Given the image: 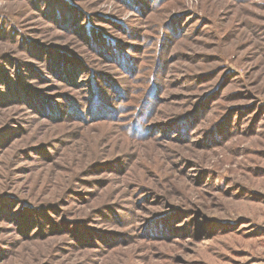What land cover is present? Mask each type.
<instances>
[{
	"label": "rangeland",
	"instance_id": "obj_1",
	"mask_svg": "<svg viewBox=\"0 0 264 264\" xmlns=\"http://www.w3.org/2000/svg\"><path fill=\"white\" fill-rule=\"evenodd\" d=\"M0 264H264V0H0Z\"/></svg>",
	"mask_w": 264,
	"mask_h": 264
}]
</instances>
